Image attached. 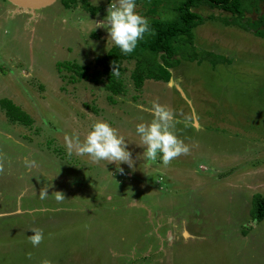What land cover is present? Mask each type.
I'll return each instance as SVG.
<instances>
[{
    "label": "rangeland",
    "instance_id": "rangeland-1",
    "mask_svg": "<svg viewBox=\"0 0 264 264\" xmlns=\"http://www.w3.org/2000/svg\"><path fill=\"white\" fill-rule=\"evenodd\" d=\"M144 1L138 13L167 19L182 0L163 1L154 15ZM111 3L88 0L98 8L90 14L79 0L68 9L57 0L30 18L0 0V98L32 120L11 124L0 110V264H264V219L250 215L252 197L264 195V37L239 25L256 20L261 5L235 26L228 13L192 9L203 18L192 31L195 53L227 63L176 56L170 82L134 90V62L122 61L125 91L111 103L102 85L55 67L98 69L93 59L113 46L99 27ZM153 101L173 111V131L189 148L167 166L146 167L137 145L136 125L153 119ZM97 120L125 137L133 168L69 154L66 137L83 141ZM30 228L43 230L37 247Z\"/></svg>",
    "mask_w": 264,
    "mask_h": 264
},
{
    "label": "trees",
    "instance_id": "trees-1",
    "mask_svg": "<svg viewBox=\"0 0 264 264\" xmlns=\"http://www.w3.org/2000/svg\"><path fill=\"white\" fill-rule=\"evenodd\" d=\"M2 1L5 2V0ZM58 1L63 9L74 5V0ZM79 1L81 8L86 12L95 14L98 11V8H91L87 4L88 0ZM163 1L167 0H145L144 2L150 5V14L154 15L156 13L154 8ZM140 3L141 0H136V5ZM260 5L262 13L256 20L245 21L239 25L242 30L247 32L252 30L254 35L262 38L264 37V0H182L179 3L170 4L171 18L148 19L151 33L145 35V38L138 43L131 54L121 53L120 49L113 44L103 56L93 59V65L98 69L91 73H87V66L70 62H57L55 64L56 71L64 70L71 73L70 80L73 82L84 80L102 85L103 90L109 94L107 100L112 103L113 96L123 95L125 91L121 80L117 78V75L112 74L113 65H116L118 73L122 72L120 68L122 61L134 62L129 75L134 90H139L143 82L147 80L168 83L171 78L170 70L179 65V61L175 59L176 56L189 62L195 60L196 63H199L203 56L202 59L211 61L212 66L227 63L226 58L219 55L205 52L199 56L195 53L192 46V31L203 22V18L192 9L204 6L228 13L234 17L231 23L235 26L244 14L258 12ZM260 27L261 30H259ZM0 110L11 124L25 127L32 124L31 118L7 98H0ZM250 215L252 220L257 223L264 219V195L252 197Z\"/></svg>",
    "mask_w": 264,
    "mask_h": 264
},
{
    "label": "clouds",
    "instance_id": "clouds-1",
    "mask_svg": "<svg viewBox=\"0 0 264 264\" xmlns=\"http://www.w3.org/2000/svg\"><path fill=\"white\" fill-rule=\"evenodd\" d=\"M99 24V27L108 30V42L114 44L125 55L131 54L145 35L151 33L148 19L136 11V0H115L107 9L106 23L102 21ZM112 74L119 75L116 65H113ZM152 115L153 119L150 122L136 125V133L140 138L137 145L145 149L142 159L146 167L157 160L167 166L173 159L188 154L189 148L173 131L174 113L171 109L153 101ZM66 141L69 154L75 151L80 156L88 155L94 163L107 161L116 165L127 164L130 168L135 165L125 137L119 135L118 130L106 121L97 120L83 141L78 135L74 139L66 137ZM117 170L123 173V168L118 167ZM53 178L54 176L48 180ZM49 187L51 185L41 188L40 199L49 196ZM54 193L57 201L65 199L62 192ZM30 230L33 235L28 236V239L33 247H37L43 242V230L39 228ZM27 256L30 259L31 253ZM41 264H51V261L44 259Z\"/></svg>",
    "mask_w": 264,
    "mask_h": 264
},
{
    "label": "water",
    "instance_id": "water-1",
    "mask_svg": "<svg viewBox=\"0 0 264 264\" xmlns=\"http://www.w3.org/2000/svg\"><path fill=\"white\" fill-rule=\"evenodd\" d=\"M13 6L12 13H28L30 18L35 16V11L47 8L57 0H5ZM170 82V81H169Z\"/></svg>",
    "mask_w": 264,
    "mask_h": 264
},
{
    "label": "crops",
    "instance_id": "crops-1",
    "mask_svg": "<svg viewBox=\"0 0 264 264\" xmlns=\"http://www.w3.org/2000/svg\"><path fill=\"white\" fill-rule=\"evenodd\" d=\"M108 48V47H107ZM109 49V48H108ZM148 81V80H147ZM154 82V81H153ZM144 83V82H143ZM142 87V86H141ZM185 98H183L184 102H186L187 104L190 102L187 100L186 96H184ZM153 100V99H152ZM149 111H152V109H149ZM193 114V111H192Z\"/></svg>",
    "mask_w": 264,
    "mask_h": 264
}]
</instances>
